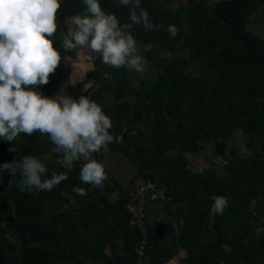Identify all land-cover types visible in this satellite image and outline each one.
<instances>
[{"label": "trees", "instance_id": "16d2710c", "mask_svg": "<svg viewBox=\"0 0 264 264\" xmlns=\"http://www.w3.org/2000/svg\"><path fill=\"white\" fill-rule=\"evenodd\" d=\"M206 1L173 7L169 0H141L149 20L163 25L131 29L139 43L153 45L143 53L150 72L137 85L128 68L109 67L106 77L96 67L72 93L103 106L117 137L110 146L138 167L142 183L151 180L164 191L178 225V252L187 258L181 264H264V33L249 27L264 0H224L212 7ZM100 2L121 23L130 22L120 0ZM84 8L82 0H62L60 29ZM169 25L178 28L175 37ZM53 75L38 89L44 95L56 94L60 78ZM237 131L247 138L243 153L231 142ZM13 143L16 152L0 139V164L49 154L46 166L64 172L48 136L21 134ZM208 145L224 159L221 170L194 169L188 154L199 155ZM80 168L77 163L51 191H20L17 180L2 173L0 264L113 263V244L132 240L137 230L126 208L129 193L109 183L82 184ZM214 195L228 198L223 214H210Z\"/></svg>", "mask_w": 264, "mask_h": 264}, {"label": "clouds", "instance_id": "9594fccd", "mask_svg": "<svg viewBox=\"0 0 264 264\" xmlns=\"http://www.w3.org/2000/svg\"><path fill=\"white\" fill-rule=\"evenodd\" d=\"M82 2L83 14L66 17L69 28L63 36V50L88 49L111 68L143 73L148 65L143 53L153 45L139 43L131 29L142 25L151 31L163 25L149 20L141 0H120L129 8L130 22L124 23L114 13L106 12L100 0ZM61 8L62 0H0V139L12 144L10 152H16L13 142L21 134L46 135L54 145L52 151L59 154L56 163L64 169L59 173L50 170L31 154L0 164V181L2 173L7 172L17 179L20 191H51L67 179L77 163L81 165L82 184L102 188L108 180L106 163L95 154L106 156L117 137L110 131L113 121L103 106L86 95L78 99L63 92L47 96L38 90L50 82L62 60L69 61L54 45ZM168 32L175 37L178 28L169 25ZM72 190L87 195L83 187ZM212 200L210 214H223L228 198L214 195Z\"/></svg>", "mask_w": 264, "mask_h": 264}, {"label": "crops", "instance_id": "0c3cea01", "mask_svg": "<svg viewBox=\"0 0 264 264\" xmlns=\"http://www.w3.org/2000/svg\"><path fill=\"white\" fill-rule=\"evenodd\" d=\"M63 21V25L55 40H63L67 35L69 25ZM57 48H62L56 46ZM62 56L69 58L62 60L53 77L60 78L56 88V94L63 92L78 99L80 94L73 95V88L78 83L84 81L86 74L98 68L101 76L108 75L109 66L102 63L101 58L88 49L65 52L60 49ZM95 82V80L93 81ZM92 83H87L90 87ZM55 94V95H56ZM110 151L105 156L95 154V158L102 159L106 163L108 180L104 182L103 188L109 185H116L118 191L130 194L133 188L142 183V178L138 174V167L132 163L124 153L114 150L111 146ZM189 157V154H188ZM195 169V168H194ZM196 170V169H195ZM115 194V193H114ZM146 222L148 226V244L142 253L139 251L140 235L136 230L132 240L123 243L115 242L109 251L113 257L112 264H181L187 258L181 251L178 252L176 241V229L178 227L171 212L165 202H149L146 205Z\"/></svg>", "mask_w": 264, "mask_h": 264}, {"label": "rangeland", "instance_id": "374dc122", "mask_svg": "<svg viewBox=\"0 0 264 264\" xmlns=\"http://www.w3.org/2000/svg\"><path fill=\"white\" fill-rule=\"evenodd\" d=\"M163 2L166 0H162ZM172 3L173 7H181L186 3V0H169ZM219 1H224V0H207V6L212 7L215 3L219 2ZM249 27L251 29H253L255 32H257L258 34H262L264 33V10H261L257 17H256V21L254 24L249 25ZM193 74L197 73V68H192ZM135 83H137V85L140 82V79H142L144 77V75L148 72H150L149 67H146V70L141 73V72H137L134 70H131ZM246 139L244 137V135L240 132L237 131L235 132L234 136L231 139V142H233L237 148L239 153H243L246 151ZM23 157H21L22 159ZM44 163H46L45 161L50 159V155L47 154L45 156H41L39 157ZM189 158L190 161L193 165V167L195 169H203L205 167H209V166H217V168L219 170L222 169V165L224 163V159L221 156H217L213 153L212 147L210 145L205 147V151H203L201 154L196 155V154H189ZM18 160V159H16ZM19 178V175L18 177ZM17 179H12V181H16Z\"/></svg>", "mask_w": 264, "mask_h": 264}, {"label": "built area", "instance_id": "2783aa9c", "mask_svg": "<svg viewBox=\"0 0 264 264\" xmlns=\"http://www.w3.org/2000/svg\"><path fill=\"white\" fill-rule=\"evenodd\" d=\"M128 196L129 200L126 208L132 213V226L139 231V251L142 253L148 244L146 205L149 202H165L167 198L164 191L151 180L145 181L142 185L135 186ZM118 197L119 193L116 192L114 198L118 199Z\"/></svg>", "mask_w": 264, "mask_h": 264}]
</instances>
